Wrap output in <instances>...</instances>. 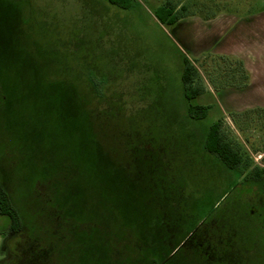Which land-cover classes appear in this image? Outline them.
<instances>
[{
    "label": "rangeland",
    "instance_id": "1",
    "mask_svg": "<svg viewBox=\"0 0 264 264\" xmlns=\"http://www.w3.org/2000/svg\"><path fill=\"white\" fill-rule=\"evenodd\" d=\"M167 1L133 0L122 9L108 0H0V169L9 189L27 196L23 204L27 209L31 204V221L38 216L39 200L46 212V192L62 207L65 225L64 241L55 230V214L42 219L43 228L25 227L14 239L5 231L0 260L8 256L9 245L21 253L32 239L58 248L57 260L64 264H200L181 244L183 237H170L171 227L161 220L166 215L157 203L173 202L177 213H187L183 230L231 236L236 248L247 250L246 264H264L259 226L264 191L187 142L188 130L193 127L204 138L225 111L206 92L197 102L210 106L208 116L196 125L186 119L185 52L175 26L159 11ZM189 2L207 8L208 0ZM63 58L74 76L60 71ZM193 59L206 85L215 66L208 65L209 74L200 56ZM85 67L97 90L122 94L114 104L122 108L128 128L131 121L141 128L151 124L156 139L169 141L163 149L179 140L172 153L165 152L174 160L165 163L164 156V163L157 158L151 164L138 158V151L137 160L130 161L126 126L114 120L99 125L86 109L96 102L88 99L93 93L74 80V69ZM252 119L245 131L237 126L241 120L227 118L225 127L251 166L264 165L262 154L246 140L250 136L263 145L264 118ZM159 126L166 132L158 133ZM178 147L184 151L180 158ZM6 225L7 218L0 216V228Z\"/></svg>",
    "mask_w": 264,
    "mask_h": 264
},
{
    "label": "trees",
    "instance_id": "2",
    "mask_svg": "<svg viewBox=\"0 0 264 264\" xmlns=\"http://www.w3.org/2000/svg\"><path fill=\"white\" fill-rule=\"evenodd\" d=\"M111 4L116 5L119 8L122 9H128L132 6L133 0H108ZM231 0H208L206 3V7L204 8L201 5L197 3L189 2V0H168L166 3L161 5L159 7V11L162 13L163 17L167 20L168 25L174 26L178 21L181 19L191 16L200 14L202 17L206 19L213 18L216 15V12L219 8H224L230 4ZM194 60V59H193ZM188 55L184 54L183 56V69L181 72V82L183 84V90H184V97L188 103L187 110H186V119H190L191 122H193L194 125H196L197 122H200L204 120L209 113L210 106L197 102V99L205 93L206 91V85L204 84L203 75L201 70L197 67V65ZM78 62V61H77ZM203 64V68L207 73L210 74V71H212L208 68V65H214V70L216 71V68H221V63H223L224 69L221 68V71L224 72L223 76L224 81L226 83H232L236 80L235 72L236 68L232 69L230 63L228 62L225 56L216 57L213 56L209 61H201ZM76 63L74 62V65ZM77 65V64H76ZM228 65V66H226ZM59 68L60 71L64 76H71L73 69H71V63L70 61H66V59H62L59 62ZM80 67V66H79ZM86 67L84 69H74L75 72V78L74 80L78 82L79 85H83V90H87L86 92L90 91V93H93V95L88 96V99L92 98L94 99V105H87L86 109L90 113L92 117L95 118L97 123L99 125H105L106 121H109L111 123L112 120H114L119 125H125L126 131H128V135H131L128 138H132V141L129 139V159L130 161L134 162L137 160L138 155H136V152H141V156L138 158H145L147 161L151 162V164H155V160L158 158L159 161H163L164 163V156L166 150H169L171 153L173 152V146L180 144L179 140H175V143H172L170 148H161L162 144L165 143L168 144L165 139L162 141L161 139H156L157 134H153V130L151 128V124L147 126H139L134 123V121H131L130 127H127V123L122 122L121 119L123 117V110L118 109L117 106L114 104L116 102V99L120 98L119 96H122V94L118 95L117 91H113L111 93L102 92L97 90L98 87L96 85H91L90 76L91 74H87L85 71ZM74 76V75H72ZM213 84H215V78L214 76L211 77V74L209 75ZM240 83L242 81H245L248 79V75L246 73V70L242 67L240 68V75H239ZM245 84V83H244ZM80 87V86H79ZM88 88V89H86ZM249 111L245 112V117L248 115ZM134 114H137L135 112ZM132 114V115H134ZM131 115V116H132ZM248 119V118H247ZM243 120V122H239L238 119L233 115L232 120L236 123L240 124L237 125L241 128V131H245V128H250L251 124H253V119ZM252 120V121H250ZM188 125V124H187ZM190 125V124H189ZM188 125V126H189ZM245 125V126H244ZM158 128V133L166 132L162 129L161 126ZM228 130L225 127V119L221 118L210 124L209 128L205 132L204 138H199L197 133L195 132L194 128L192 127L189 135H187L189 138L187 139V142L192 141L197 147L196 151L199 153L200 151H205L209 153L210 155L215 156V158L227 169L232 170L235 172H238V177H242L244 181L259 185L262 190L264 191V165L261 164H255L253 166L250 165V160L244 157L243 152L241 151L238 146H235V141L232 137H230ZM264 130V128H263ZM264 138V137H262ZM158 140V141H157ZM249 143H251V146L254 148L256 152H264V142L263 145L260 143H254L250 139V136H247L246 138ZM158 143L160 146H158ZM193 146V145H192ZM179 148V147H178ZM201 148V149H200ZM180 149V148H179ZM198 149H200L198 151ZM183 154L184 151L182 149L178 150L175 156L179 157V154ZM172 157V156H171ZM169 156H165V163H169L171 159L174 160V158ZM264 159V155L262 156ZM4 169H0V216H3L7 218L8 225L2 226L0 228V235L3 234L5 231L12 230L16 232L22 231L25 227H31L33 230L36 229V225L40 224L42 226L43 218H46V221L55 214L54 221H58V226L55 228V230H59V232L62 234V239L64 241L63 236V227L64 220L62 218V210L58 203H56V198H51L49 194H46L44 187L42 186V189L45 192L46 198L45 203L47 208L46 212H42V208H39L42 206V200H39L41 203L39 207L37 208L38 211L35 210V214L38 215L37 218H33L32 221L30 220V214H31V204H29V208L27 209L24 206L23 200L27 197L24 195V191L18 190L16 188H13L12 191L9 189V187L6 185V175L3 173ZM151 172V171H150ZM153 174H155L153 171L150 176L153 177ZM7 175H9L7 173ZM10 176V175H9ZM41 182L39 180L34 181ZM42 185V184H41ZM18 188V187H17ZM31 188V186H30ZM56 200V201H55ZM158 207H161L166 217L161 219L163 222L169 224V227H171L170 222L168 218L169 216L177 214V215H184L186 216L187 213H177L179 210V206L177 203H157ZM22 207V208H21ZM24 208V209H23ZM176 208V209H175ZM41 209V211H40ZM176 212V213H175ZM43 216L42 215H45ZM42 217V218H41ZM41 219V220H40ZM156 220V219H155ZM27 225V226H26ZM76 226V224H74ZM168 226V225H167ZM78 227V226H76ZM72 231V227H69ZM75 229V228H73ZM77 229V228H76Z\"/></svg>",
    "mask_w": 264,
    "mask_h": 264
},
{
    "label": "crops",
    "instance_id": "3",
    "mask_svg": "<svg viewBox=\"0 0 264 264\" xmlns=\"http://www.w3.org/2000/svg\"><path fill=\"white\" fill-rule=\"evenodd\" d=\"M174 26L180 48L191 59L200 56L201 61H209L213 56H225L238 71L236 80L226 83L221 71L225 65L221 63L214 73L215 84L206 80L205 93L216 96L225 111L223 118L231 120L228 113H232L243 121L246 111L248 119L264 118V0H231L213 18L191 15ZM242 67L248 79L240 83Z\"/></svg>",
    "mask_w": 264,
    "mask_h": 264
},
{
    "label": "flooded vegetation",
    "instance_id": "4",
    "mask_svg": "<svg viewBox=\"0 0 264 264\" xmlns=\"http://www.w3.org/2000/svg\"><path fill=\"white\" fill-rule=\"evenodd\" d=\"M259 215L261 218L259 226L264 228V214ZM186 221V216L171 220L173 223L171 224L170 237L182 236L181 244L191 249V254L195 255L200 264H246L247 250L236 248L231 236L217 235L212 231L197 233L198 230H183L181 227ZM8 232L10 233V240L19 233L12 230H8ZM170 240L171 238H169ZM175 249L177 248L174 247ZM20 252H12L9 245L8 256L0 260V264H64L57 260L58 248L41 247L36 240L29 239L26 241ZM240 259L242 260L240 261Z\"/></svg>",
    "mask_w": 264,
    "mask_h": 264
}]
</instances>
